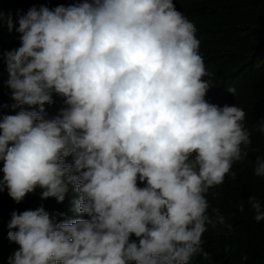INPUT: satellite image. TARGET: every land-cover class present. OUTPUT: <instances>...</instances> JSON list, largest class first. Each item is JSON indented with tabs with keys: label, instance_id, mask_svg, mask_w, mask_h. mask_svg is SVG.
I'll return each instance as SVG.
<instances>
[{
	"label": "clouds",
	"instance_id": "9594fccd",
	"mask_svg": "<svg viewBox=\"0 0 264 264\" xmlns=\"http://www.w3.org/2000/svg\"><path fill=\"white\" fill-rule=\"evenodd\" d=\"M196 28L173 0H0V191L46 202L11 212L8 264H188L207 225L231 231L206 194L251 134L236 98L206 100Z\"/></svg>",
	"mask_w": 264,
	"mask_h": 264
},
{
	"label": "trees",
	"instance_id": "16d2710c",
	"mask_svg": "<svg viewBox=\"0 0 264 264\" xmlns=\"http://www.w3.org/2000/svg\"><path fill=\"white\" fill-rule=\"evenodd\" d=\"M70 1L72 5L84 2ZM173 3L178 11L197 24L195 35L200 40L199 51L206 69L211 73L208 76L212 82L210 91L215 97L206 100L213 104L222 102L219 106H223L236 98L234 104L244 108V124L251 134V144L247 148L241 146L247 155L232 166L235 179L226 176L223 184L210 188L206 194L208 215L215 218L214 210L218 209L232 229L229 231L219 224L215 228L207 225L202 239L209 257L205 259L197 255L188 264H264V221L254 219L255 213L248 204L249 197L255 196L264 206V176L254 174L256 158L264 156V133L257 130L264 116V96L262 94L261 100L258 85L264 83V0H173ZM4 41L5 37L0 33V43ZM230 85L237 89L235 96L227 91ZM63 99V96L52 93L55 103ZM3 115L5 107L0 98V117ZM2 168L3 162L0 161V178ZM138 186L144 187V182L138 181ZM41 192L39 189L33 194L28 193L17 203L6 188L0 191V264H8L9 256L13 255V248L10 249L3 236V228L9 231L7 225L11 212L45 206L46 202L41 203L44 199ZM241 204L243 212L240 211ZM70 218L75 216L70 215ZM131 239L137 238L132 234Z\"/></svg>",
	"mask_w": 264,
	"mask_h": 264
},
{
	"label": "bare ground",
	"instance_id": "6f19581e",
	"mask_svg": "<svg viewBox=\"0 0 264 264\" xmlns=\"http://www.w3.org/2000/svg\"><path fill=\"white\" fill-rule=\"evenodd\" d=\"M219 226H221V225H219ZM210 227H211V226H210ZM211 230H212V229H211ZM207 232H208V231H207ZM207 232H206V233H207ZM210 233H211V232H210ZM220 234H221V233H220ZM221 235H222V234H221ZM214 238H215V237H214ZM211 239H212V238H211ZM203 246H204V245H203Z\"/></svg>",
	"mask_w": 264,
	"mask_h": 264
}]
</instances>
